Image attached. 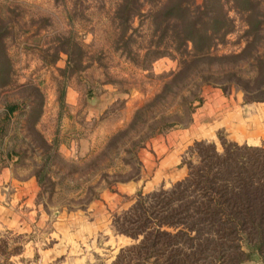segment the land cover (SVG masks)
<instances>
[{"label": "rangeland", "instance_id": "rangeland-1", "mask_svg": "<svg viewBox=\"0 0 264 264\" xmlns=\"http://www.w3.org/2000/svg\"><path fill=\"white\" fill-rule=\"evenodd\" d=\"M262 57L264 0H0V264H113L195 142L263 148Z\"/></svg>", "mask_w": 264, "mask_h": 264}, {"label": "trees", "instance_id": "trees-1", "mask_svg": "<svg viewBox=\"0 0 264 264\" xmlns=\"http://www.w3.org/2000/svg\"><path fill=\"white\" fill-rule=\"evenodd\" d=\"M256 68L252 83L263 84L264 57ZM256 88L251 97L263 99ZM188 150L198 162H187L181 180L168 190L138 193L123 212H133L134 219L126 222L135 227L117 230L139 241L121 247L113 264L126 253L133 264H195L212 256L207 252L224 257L230 249L238 262L264 259V147L224 142L218 151L213 142H195ZM152 257L155 260L149 262Z\"/></svg>", "mask_w": 264, "mask_h": 264}, {"label": "crops", "instance_id": "crops-1", "mask_svg": "<svg viewBox=\"0 0 264 264\" xmlns=\"http://www.w3.org/2000/svg\"><path fill=\"white\" fill-rule=\"evenodd\" d=\"M96 235V234H95ZM95 235L94 234H90L89 236H91L92 238H94L95 237ZM89 236H86V235H84V234H80V233H78V235L76 234L75 235V239H74V236H70V237H72L71 238V240H70V244H69V250H68V252H67V254L68 255H72V254H75V253H77L78 251H77V247H78V243H77V241H76V237L77 238H79V240L78 241H82V242H86L87 241V239L89 238ZM94 236V237H93ZM118 240H117V239ZM116 238H112V236L110 235V236H108L107 237V241H109V242H111V243H113L114 244V242H116V241H120L121 239V241H123L124 240V238H120V237H116ZM94 239H92V241H93ZM125 241V240H124ZM74 242L76 243V245H73L74 244ZM83 244V243H82ZM75 246V247H74ZM74 247V248H73ZM113 247V246H112ZM116 247H113V255L111 256V258H110V260L113 258V256H114V254H115V252L117 251V249H115ZM73 256V255H72ZM85 257V256H84ZM86 258V257H85ZM83 256H81V257H79V256H74L73 257V262H75V260L77 261V262H80V261H83ZM68 264V263H67Z\"/></svg>", "mask_w": 264, "mask_h": 264}]
</instances>
